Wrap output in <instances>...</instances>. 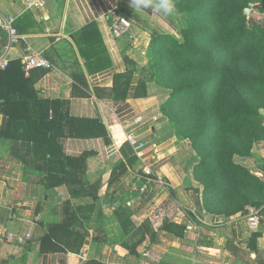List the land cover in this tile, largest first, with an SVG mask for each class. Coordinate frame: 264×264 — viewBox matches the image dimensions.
<instances>
[{"label": "crops", "instance_id": "0c3cea01", "mask_svg": "<svg viewBox=\"0 0 264 264\" xmlns=\"http://www.w3.org/2000/svg\"><path fill=\"white\" fill-rule=\"evenodd\" d=\"M30 1L0 0V16L14 18L17 34L12 39L0 28V54L8 50L10 63L22 67L32 52L47 59L50 70L26 74L23 68L25 78L35 80L38 98L65 102L70 117L100 121L106 136L62 141L66 156L91 153L85 194L77 198L66 184L48 182L35 169L26 144L0 137V264H264V219L256 231L257 251L248 246L252 232L241 216L220 229L201 227L199 234L183 229L189 212L195 220L205 212L200 199L185 208L192 177L181 159L188 146L176 136H162L145 119L138 133L149 144L148 164L162 184L151 183L141 193L142 163L124 128L147 107V99L138 97L139 69L148 61L158 15L151 8L136 12L130 0H45L43 9H31ZM100 51L107 58L103 68ZM4 121L0 113V128ZM257 152L263 167L257 171L264 174V143ZM70 221L79 234L51 232ZM170 224L176 233L167 230Z\"/></svg>", "mask_w": 264, "mask_h": 264}, {"label": "rangeland", "instance_id": "374dc122", "mask_svg": "<svg viewBox=\"0 0 264 264\" xmlns=\"http://www.w3.org/2000/svg\"><path fill=\"white\" fill-rule=\"evenodd\" d=\"M223 2L228 5L232 0ZM220 3L175 0L177 12L166 18L171 25L156 14L158 29L151 37L148 61L139 69L138 97L147 99L141 112L145 121L156 124L162 136H176L188 146L181 159L182 169L192 177L191 183H186L191 195L186 192L185 208L197 206L200 199L209 215L244 219L250 208L264 204V174L257 171L263 168L257 151L264 143V47L249 48L247 43L238 55L219 56L223 70L191 67L179 68L177 73L170 62L161 61L160 70L156 66V41L164 36L182 43L181 32L187 31L204 48L215 49L214 34L205 27L223 31ZM194 4L200 8L197 17L188 11ZM244 13L248 28H264V2L251 0ZM237 26L229 25L228 31ZM193 29L203 32L191 33ZM229 38L232 44L238 43ZM165 44L169 52L176 50L172 41ZM240 74L246 76L244 82ZM211 98L217 100L216 106L205 108ZM188 220L186 225L191 222Z\"/></svg>", "mask_w": 264, "mask_h": 264}, {"label": "trees", "instance_id": "16d2710c", "mask_svg": "<svg viewBox=\"0 0 264 264\" xmlns=\"http://www.w3.org/2000/svg\"><path fill=\"white\" fill-rule=\"evenodd\" d=\"M214 1L221 2L220 5L223 8L220 15L223 31L211 26H207L205 29L206 32L214 34L217 47L212 50L204 48L199 43L198 38H192L187 31L181 32L184 39L182 43L170 36L161 37L156 41L155 48L156 66L159 67V70L161 69V61L170 62L177 73L179 68L181 71L191 67L223 70L224 63L219 56L224 58L231 52L238 55L241 50L247 47V43L249 48L256 45L264 47V28L258 25H254L252 28L247 26L244 12L251 0H232L228 5H224L223 0ZM261 1L264 2V0ZM197 8V4L190 5L188 11L192 16L197 17V10L200 9ZM234 24L239 26L234 31H228L229 25ZM93 28L95 27L93 26ZM199 32L201 33L203 30L193 29L191 31V33ZM225 34H228V37ZM229 35L238 43L232 44L228 40ZM98 41L99 38L92 41L93 49H97ZM168 41L173 42L175 51L169 52L165 44ZM104 54L100 51L99 63L101 68L107 65V58ZM238 77L243 82L246 79L243 74ZM34 83V79L25 78L20 62H11L5 70L0 71V100H2L0 113L5 119L0 128V137H8L15 142L26 144L28 146L27 154L33 159L35 169L44 173L48 182L57 180V185L66 184L72 198L81 197L85 194L84 176L87 173L88 159L91 157V153H84L79 157L66 156L63 152L62 141L70 137L82 139L105 137L104 124L98 120L70 117L65 111V102L63 101L39 99L34 90ZM245 85H249L248 82H245ZM120 97L125 98V95ZM216 103L217 100L211 98L205 102L204 106L205 108L214 107ZM33 145L35 146L34 151ZM97 196L98 194L95 195V199ZM92 210L94 209L92 208ZM188 215L193 221H196L191 212ZM176 228L177 226L170 224L167 230L176 233ZM72 229L76 230L74 223L70 221L61 226L52 227L51 232H66ZM183 229L186 231V226ZM76 231L79 234V231ZM259 237L258 232L251 233L248 244L250 249L257 251L255 243ZM43 244L44 241H42V249H44Z\"/></svg>", "mask_w": 264, "mask_h": 264}, {"label": "built area", "instance_id": "2783aa9c", "mask_svg": "<svg viewBox=\"0 0 264 264\" xmlns=\"http://www.w3.org/2000/svg\"><path fill=\"white\" fill-rule=\"evenodd\" d=\"M29 7L31 9H43L45 7V0H31L29 2ZM14 18L9 16L7 18L0 16V28L5 29L9 32L12 39H16V31L12 28V24L14 23ZM124 27L128 28L130 23L122 19L121 20ZM8 50H5L0 54V71L5 70L9 66ZM23 68L26 74H28L31 70L42 68L46 70H50L53 68V65L41 56L39 53L32 52L26 55L23 58ZM144 118L141 116H136V118L127 123L128 129L126 138L127 142L132 150L133 156H135L142 163V172L143 176L146 179V182L141 187V193H147L149 191V185L154 182H158L162 184V180L157 179L153 173L152 168L148 164L147 156H148V142L141 138V135L138 133L139 128L144 125ZM114 147L112 151H115ZM155 154V151H153ZM156 179V180H155ZM196 214V212H194ZM196 221H191L188 225H186V232L188 233H196L199 234L201 231V227H211L213 229H220L226 226L229 223V219L217 216L212 219V215L207 214L206 212H202L201 215H198ZM264 219V205L250 208L247 211V214L244 217L247 228L250 232H256L260 229L261 222ZM31 235L27 234L26 239H30ZM20 242H24L25 238H21Z\"/></svg>", "mask_w": 264, "mask_h": 264}, {"label": "clouds", "instance_id": "9594fccd", "mask_svg": "<svg viewBox=\"0 0 264 264\" xmlns=\"http://www.w3.org/2000/svg\"><path fill=\"white\" fill-rule=\"evenodd\" d=\"M131 7L139 12L151 8L155 14L162 18L175 15L177 12L175 0H130Z\"/></svg>", "mask_w": 264, "mask_h": 264}, {"label": "water", "instance_id": "95a60500", "mask_svg": "<svg viewBox=\"0 0 264 264\" xmlns=\"http://www.w3.org/2000/svg\"><path fill=\"white\" fill-rule=\"evenodd\" d=\"M33 149H34V146H33Z\"/></svg>", "mask_w": 264, "mask_h": 264}]
</instances>
